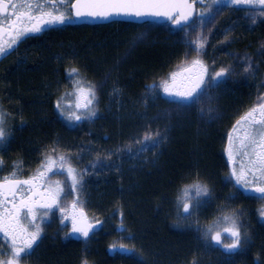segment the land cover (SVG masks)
<instances>
[{
    "label": "trees",
    "instance_id": "1",
    "mask_svg": "<svg viewBox=\"0 0 264 264\" xmlns=\"http://www.w3.org/2000/svg\"><path fill=\"white\" fill-rule=\"evenodd\" d=\"M233 23L217 32L212 59L195 66L182 65V28L157 26L165 31L133 46L149 23L65 22L0 43V182L36 177L53 150L61 158H107L74 189V203L93 222L88 234L75 235L69 222L46 227L20 264H264L261 201L236 192L225 158V142L239 122L246 129L259 89L228 65L229 56L264 57V31ZM213 56L227 64L217 82L208 73ZM106 78L81 112L86 121L69 120L63 107L76 85L92 88ZM160 85L180 96L167 97ZM177 103L190 107L153 119ZM146 133L157 136L153 146L133 148ZM127 148L136 151L124 156ZM197 189L203 205L187 212L182 196ZM234 218L242 243L225 252L211 236L220 220Z\"/></svg>",
    "mask_w": 264,
    "mask_h": 264
},
{
    "label": "rangeland",
    "instance_id": "2",
    "mask_svg": "<svg viewBox=\"0 0 264 264\" xmlns=\"http://www.w3.org/2000/svg\"><path fill=\"white\" fill-rule=\"evenodd\" d=\"M69 3L63 0H28L23 7L18 9L19 15H16L17 12L13 15L16 22L14 25L16 34L20 35V38H24L27 35L41 33L47 28L65 24V22H73L74 19L70 15L71 8L68 11ZM218 11L222 12V10L213 7L203 9L192 25L181 29L180 37L175 33L187 47L182 65L195 66L196 62L205 60L207 57L211 60L212 56L209 52L218 39L216 38L217 32L228 23L235 22L233 29H236L244 25L256 28L257 25L264 22V12H247L243 14V20L238 21L240 20L239 14L218 13ZM140 31L135 36L133 46L146 42L149 37L165 30L164 27L157 28L150 25ZM216 57L213 56L215 59L211 63V71L208 72L212 75L210 78L214 82L221 78L219 77L223 73L221 70L227 65L225 61H220V58ZM229 57L230 64L228 65L232 68L239 66L242 79L255 78L259 89L254 105L257 110L246 114L243 118L250 123L246 126V131L239 122L238 127L230 132V136L225 142V158L236 187L245 194L263 198L261 196L263 192L260 190H264V128L258 133V137L254 133L257 131L258 125L261 122L264 123V69H259V63L262 66L264 57L259 56V60L255 57L252 59L248 55L230 54ZM107 79L92 88L76 85L71 93V103L63 107L64 114L71 116L69 120L74 123L81 122L82 119L86 121V117L81 112L86 110L92 99H96ZM176 87L179 88L178 85ZM159 88L169 98L180 96L176 91L172 92L171 86L160 85ZM177 104H172L165 110H159L153 119H159V117L165 120L172 119V116L184 114L190 107V105L184 107L180 103ZM261 106L263 108H260ZM208 114L210 113L208 112ZM201 115L199 119L203 120L202 122H210L209 119H204L203 114ZM144 135L139 141L134 142L133 148L139 146L138 148L146 149L153 146L157 136H154L153 133ZM133 148L124 150V156L134 153L136 149ZM50 155L45 165L48 168L36 177L0 182V264L5 262L20 264L23 261H21L22 257L37 246L46 227L50 226L53 230H58L69 222L75 235L88 233L92 227L93 222L90 221L87 214L81 212L79 204L74 203V200L77 199L74 196V189L77 192L78 180H83L82 177L90 180L92 175L100 173L106 164L103 159L107 158H92L87 161L70 155L61 158L65 155L58 150H53ZM57 157L59 158L58 162L55 161ZM237 188L236 192L238 193L239 189ZM194 193L193 196H191V192L182 196L184 203L182 209H186L187 212V209H200V206L203 205L201 197H197L201 190ZM227 222L225 220L218 222L217 226L219 227L214 230L218 231L222 226L221 231L212 234L211 242L221 250L230 252L241 246L242 235L235 218L230 224Z\"/></svg>",
    "mask_w": 264,
    "mask_h": 264
},
{
    "label": "water",
    "instance_id": "3",
    "mask_svg": "<svg viewBox=\"0 0 264 264\" xmlns=\"http://www.w3.org/2000/svg\"><path fill=\"white\" fill-rule=\"evenodd\" d=\"M73 16L87 25L112 22L188 24L196 15L190 0H76Z\"/></svg>",
    "mask_w": 264,
    "mask_h": 264
},
{
    "label": "flooded vegetation",
    "instance_id": "4",
    "mask_svg": "<svg viewBox=\"0 0 264 264\" xmlns=\"http://www.w3.org/2000/svg\"><path fill=\"white\" fill-rule=\"evenodd\" d=\"M27 1L28 0H0V43L1 42L11 43V41L14 42L16 39H18V37H20V35L16 34L15 32L14 25L16 24V22L14 20L13 15L18 11V9L21 6L23 7ZM63 1H68L70 2L69 4L73 5V3L76 0H63ZM190 1L196 7V18L200 15L203 9L207 7H213L215 9L222 10V12L218 11V13L239 14L238 16L240 17V20L238 21H242L243 20L242 16H244L243 14H246L247 12H251V13L264 12V0H190ZM16 15H19V12H17ZM194 20L185 26H177L176 24L177 18H176L173 22H166L164 24H157L153 22V27L166 26V27H172V28L178 27L179 29V28H184V27L192 25ZM244 26L249 28L251 31L254 29H261V32L264 31V22L257 25L256 28H250L246 25ZM262 41H263L262 44H264V39ZM261 50L262 51L264 50V45L262 46ZM260 108H263V107L261 106ZM255 110H257L256 107H253L251 112H254ZM249 124L250 123L248 122V125ZM262 128H264L263 122H261L258 125L257 131L254 133L257 137L259 135L258 133L261 131ZM240 191L241 193L243 192L242 190ZM261 191L263 192L261 193V196H263L264 198V190H260V192ZM263 198H259V199L261 201L260 202L261 211L263 212L261 213V218L264 220V202L262 201ZM86 234L88 233H85L83 235H86Z\"/></svg>",
    "mask_w": 264,
    "mask_h": 264
},
{
    "label": "bare ground",
    "instance_id": "5",
    "mask_svg": "<svg viewBox=\"0 0 264 264\" xmlns=\"http://www.w3.org/2000/svg\"><path fill=\"white\" fill-rule=\"evenodd\" d=\"M144 57V56H143ZM72 67V66H71ZM148 105V104H147ZM145 112V111H144ZM10 119V118H9ZM173 125V124H172ZM175 126V125H174ZM169 127V126H168ZM168 129V128H167ZM170 129H172V128H170ZM73 130V129H72ZM169 140V139H168Z\"/></svg>",
    "mask_w": 264,
    "mask_h": 264
}]
</instances>
